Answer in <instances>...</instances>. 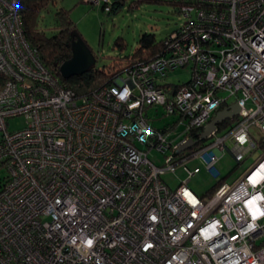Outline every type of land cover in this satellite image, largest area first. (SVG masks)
<instances>
[{
  "label": "built area",
  "instance_id": "2783aa9c",
  "mask_svg": "<svg viewBox=\"0 0 264 264\" xmlns=\"http://www.w3.org/2000/svg\"><path fill=\"white\" fill-rule=\"evenodd\" d=\"M180 12L162 54L77 97L28 41L20 0H0V264H264V0ZM181 68L188 81L166 80ZM235 104L232 127L204 136ZM16 117L25 126L9 130ZM226 150L256 157L204 200L187 165L215 172ZM179 168L188 177L171 189L161 176Z\"/></svg>",
  "mask_w": 264,
  "mask_h": 264
},
{
  "label": "rangeland",
  "instance_id": "374dc122",
  "mask_svg": "<svg viewBox=\"0 0 264 264\" xmlns=\"http://www.w3.org/2000/svg\"><path fill=\"white\" fill-rule=\"evenodd\" d=\"M175 1L178 0L143 1L131 10L128 5H125L118 13L109 14L103 10L102 5L87 3L84 0H50L47 7L49 11L45 10L41 15L42 17L44 15L46 21H50V16L59 9L70 10V16L76 29L95 55L97 66L102 67L116 57L131 55L138 46L141 35L153 33L158 40H162L179 28L184 19L178 6L173 3ZM120 39L125 44L123 49L117 45ZM190 77L188 69L181 68L169 72L166 80L178 84L188 81ZM224 95L226 96V94ZM234 101L235 97H231L228 104ZM247 106L250 107L251 103H248ZM162 112V107L157 109L151 107L147 110V114L151 118H155V114L160 115ZM170 120V118L164 117L157 126L164 127ZM24 126L25 119L23 117L9 120V130H18ZM253 130L255 131V129ZM149 157L159 165L165 161V157L155 150L150 152ZM255 157L256 154L253 152L241 164H238L230 150H226L216 163L215 172L209 171L201 159L193 160L187 167L192 170L197 166L200 171L191 177L188 187L197 196L207 200L212 189L218 186L220 181L222 183L233 182L253 162ZM4 175V173L0 174V183H3ZM161 177L171 189H175L188 177V173L183 168H179L175 172H166Z\"/></svg>",
  "mask_w": 264,
  "mask_h": 264
},
{
  "label": "trees",
  "instance_id": "16d2710c",
  "mask_svg": "<svg viewBox=\"0 0 264 264\" xmlns=\"http://www.w3.org/2000/svg\"><path fill=\"white\" fill-rule=\"evenodd\" d=\"M49 1L20 0L24 32L30 44L39 52L43 64L59 76L64 86L72 90L77 97L89 95L103 85L112 83L116 76L122 73L130 64L150 61L166 50L165 38L158 40L155 34L145 33L141 35L138 46L131 55L116 57L109 64L102 67H98L96 64L82 75L64 79L60 74V66L72 57V33L78 32V30L71 19V11L63 8L50 16V21H46L44 15L42 17L41 14L45 10L49 11L47 8ZM143 1L154 0H112L107 12L109 14L118 13L125 5H128L131 10ZM187 1L189 0H178L173 3L180 9ZM102 8L105 10V5H102ZM78 33L80 34V32ZM117 45L120 49L125 46L121 39ZM237 120V118H234L232 121H223L220 128L232 127ZM221 184L220 181L218 186L212 189L211 195Z\"/></svg>",
  "mask_w": 264,
  "mask_h": 264
},
{
  "label": "water",
  "instance_id": "95a60500",
  "mask_svg": "<svg viewBox=\"0 0 264 264\" xmlns=\"http://www.w3.org/2000/svg\"><path fill=\"white\" fill-rule=\"evenodd\" d=\"M72 37V57L60 66V74L64 79L76 75H82L97 63L95 55L81 35L78 32H73ZM239 113L240 107L236 104L233 105L230 110L225 109L218 112L215 118L206 126L204 136L212 132L218 123L232 116H236ZM193 143V141H189L179 149V152L191 147Z\"/></svg>",
  "mask_w": 264,
  "mask_h": 264
}]
</instances>
